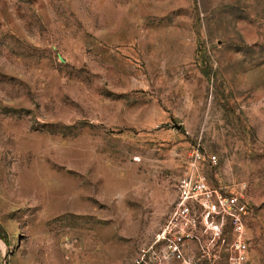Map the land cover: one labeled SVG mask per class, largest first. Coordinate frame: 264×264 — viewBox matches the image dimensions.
Masks as SVG:
<instances>
[{
	"label": "rangeland",
	"instance_id": "374dc122",
	"mask_svg": "<svg viewBox=\"0 0 264 264\" xmlns=\"http://www.w3.org/2000/svg\"><path fill=\"white\" fill-rule=\"evenodd\" d=\"M197 175L264 264V0H0V264H129Z\"/></svg>",
	"mask_w": 264,
	"mask_h": 264
},
{
	"label": "built area",
	"instance_id": "2783aa9c",
	"mask_svg": "<svg viewBox=\"0 0 264 264\" xmlns=\"http://www.w3.org/2000/svg\"><path fill=\"white\" fill-rule=\"evenodd\" d=\"M246 213L243 196L212 188L202 175L192 176L180 184L177 202L166 222L137 248L129 264H202L200 257L189 254L186 245L188 239L196 237L193 230L197 220L210 229L212 239L220 237L224 222L229 223L233 238L226 264H246Z\"/></svg>",
	"mask_w": 264,
	"mask_h": 264
}]
</instances>
